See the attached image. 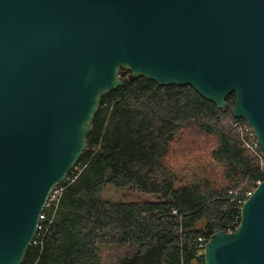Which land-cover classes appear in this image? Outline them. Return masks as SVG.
Here are the masks:
<instances>
[{"label":"water","instance_id":"95a60500","mask_svg":"<svg viewBox=\"0 0 264 264\" xmlns=\"http://www.w3.org/2000/svg\"><path fill=\"white\" fill-rule=\"evenodd\" d=\"M139 78L219 110L235 94L264 152V0H0V264L23 263L102 98ZM243 205L204 264H264V180Z\"/></svg>","mask_w":264,"mask_h":264},{"label":"trees","instance_id":"16d2710c","mask_svg":"<svg viewBox=\"0 0 264 264\" xmlns=\"http://www.w3.org/2000/svg\"><path fill=\"white\" fill-rule=\"evenodd\" d=\"M235 99L229 95L219 110L191 86L159 87L144 78L105 95L87 151L66 177L71 180L58 184L64 191L57 207L46 210L48 231L22 264H204L199 238L240 222L230 192L246 181L237 197L244 198L264 180L260 158L245 147L255 139L233 126L244 122L230 113ZM199 139L216 142L222 188L208 180L186 183L172 169L193 157ZM110 184L139 195L107 201L102 193Z\"/></svg>","mask_w":264,"mask_h":264},{"label":"rangeland","instance_id":"374dc122","mask_svg":"<svg viewBox=\"0 0 264 264\" xmlns=\"http://www.w3.org/2000/svg\"><path fill=\"white\" fill-rule=\"evenodd\" d=\"M197 130L188 132L189 136H195ZM195 153L191 159L179 166H173L172 169L180 180L186 183H201L203 180H208L214 187L222 188L226 185L224 179V167L213 158V151L216 148V142L213 139H199L194 141ZM79 171L80 169L77 168ZM245 181L239 187L241 190L245 188ZM234 191V190H233ZM139 195L134 190L126 187H118L115 185H107L102 193V198L107 201L118 203L129 201L132 197ZM147 199L154 200L155 197L145 195ZM203 225V223H202Z\"/></svg>","mask_w":264,"mask_h":264},{"label":"built area","instance_id":"2783aa9c","mask_svg":"<svg viewBox=\"0 0 264 264\" xmlns=\"http://www.w3.org/2000/svg\"><path fill=\"white\" fill-rule=\"evenodd\" d=\"M233 126H234V128H237L238 131L240 133H242L243 135L245 134V135L249 136L250 140L255 139L254 142H251L249 140H245V147L247 149L251 150L253 153H256V155L260 158L262 165H264V152L261 153L259 151L260 145L256 139V135H255L252 127L245 121L243 123L242 122H236V123H234ZM76 178H77V176L73 177V179H76ZM65 180L70 181L71 178H66ZM260 183H261V181L256 180V182H255L256 186L253 189L244 191V195H245L244 198H237L240 194L241 188H238L235 192H232V193L230 192L232 201H234L236 203L235 206L237 207V210H239V212H240V217H241L242 207L244 206L243 204L252 195V193L255 192V189L257 188V186ZM63 191H64L63 186H60V187L57 186L51 192L49 199H47L48 202H47V204H46V206L42 212L43 214H41L40 218H39L36 237L33 241L34 245H37L38 243L41 242L43 235L48 231L49 224L51 223V219L48 218V214L46 213V210H50L52 207H57ZM173 213L176 214L177 212L174 211ZM238 224H235L233 226L234 229L232 231H234L237 228ZM232 231H229V232H232ZM206 242H207V239H204V238H199V240H198V243H199L198 256L199 257L204 255V248L206 246Z\"/></svg>","mask_w":264,"mask_h":264}]
</instances>
